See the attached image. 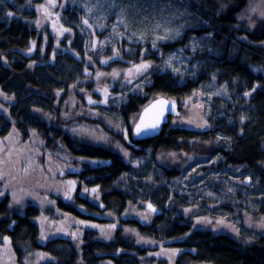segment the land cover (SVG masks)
I'll use <instances>...</instances> for the list:
<instances>
[{
  "label": "trees",
  "instance_id": "1",
  "mask_svg": "<svg viewBox=\"0 0 264 264\" xmlns=\"http://www.w3.org/2000/svg\"><path fill=\"white\" fill-rule=\"evenodd\" d=\"M250 3L0 0V147L9 136L37 135L33 179L46 183L57 168L55 179L71 191L56 193L55 183L39 194L41 206L29 185L14 204L0 182V253L13 264L35 256L47 259L40 264H264V19L251 26L241 18ZM88 60L106 72L152 65L144 78L115 84L105 106ZM82 86L94 105L77 92ZM162 96L181 114L196 100L201 128L174 126L172 117L159 136L138 140L132 122ZM103 115L122 122L130 139ZM80 125L108 141L94 143ZM168 150L217 160L169 166L159 160Z\"/></svg>",
  "mask_w": 264,
  "mask_h": 264
},
{
  "label": "rangeland",
  "instance_id": "2",
  "mask_svg": "<svg viewBox=\"0 0 264 264\" xmlns=\"http://www.w3.org/2000/svg\"><path fill=\"white\" fill-rule=\"evenodd\" d=\"M135 3L136 1L130 2V4H134V6H135ZM146 11L149 12V10H146ZM244 13L245 14H243L241 18L243 19L246 18L251 26L255 24L254 22L258 23L259 21L264 19V0H251V3L248 9ZM44 17L50 18L53 30L58 31V29L60 28V23L56 19V15L51 14V13L49 15V13L46 12L44 13ZM136 18L137 20L139 19L140 21H142L141 23H145V21L141 20L139 14L136 15ZM121 21L123 22V20ZM83 22H86V21L84 20ZM130 50H131L130 48L127 49V51H130ZM112 58L114 59V61L116 59L120 60L119 59L120 57L118 55H115ZM108 60L109 59H106V62H108ZM162 61L163 59H161V62ZM87 62H88L87 64L90 65L94 71V74H93L92 69H90V71L87 72V75L90 76V78L92 77L91 79L95 81L96 85L94 86V90L100 96V100L97 102V104H103L105 106H107V104H109V101L111 100V97H112L111 90L113 89L115 84L119 85L120 83H122L126 85V83H134V81L141 79V77L144 78L147 74H150V70H151V68L143 67L133 72L130 66L129 68L124 67V66L123 67L118 66L116 71L111 72V70H109L108 72L107 70L106 72V69L101 68L98 65H96V68H95L94 64H91L90 60H88ZM140 65H144V63L142 62ZM151 65L149 64V66ZM137 66H139V64H137ZM91 79L87 80L86 82L83 80V83L87 85L88 83H90ZM100 80H101V83L98 84ZM81 84L82 83H80V85ZM83 87L84 86L79 88L80 90L77 92L80 93L81 95L83 94V96L86 98V101H88L87 100L88 98L91 99L90 97H87V94H89L88 90H90V88H88L87 90L86 88H83ZM195 96H198V95L195 94ZM158 98H165L169 101H172L171 99H168L164 96L157 97L155 99H158ZM4 100H9L10 104L14 103V100L12 97L9 99H4ZM194 102L195 104H192L191 106H188V107L185 104H183L182 114L173 119L172 125L174 126L179 125L181 127H186L190 129L201 128L202 121L200 122V120H202V118L204 117V109L199 108L200 104H198L196 100ZM87 103L90 105H94L96 102H94L91 99V101H88ZM180 110H181V105H180ZM76 115H78V113H76ZM102 118H104L103 121L107 124V127L109 126L117 130L126 139L129 138L128 137L129 131L126 128H124L126 126H124L122 122L118 123L116 120H110L107 115H103ZM135 121L132 122L131 124L132 127L135 125L136 123ZM94 128H96V126L87 127L85 125H82V126L80 125V130L81 131L84 130L82 134H85V137L93 140L94 143H99V144L104 145L105 141H108L107 137L105 136L101 137V133L99 131H96V132H99L98 134L95 133V131H92ZM11 137L12 136H9L6 139H4V143L0 147V182L1 184H3L5 189L12 195V201L14 204L21 203L22 198L25 196L24 190L29 185L36 186V189L33 191L31 196L33 198L38 197L33 200H35V202H37L41 206H44L45 200L41 196H39V194L46 193V192H52L53 191L52 186L55 183H58V185H56V193H61L65 190L67 191L63 194L68 195L71 193V191H69V187H70L69 182H66L60 179L59 180L55 179L57 176V171H58L57 168H56V172L53 174L52 177L46 176L45 178L46 183L39 182L33 179L34 174L38 175L40 172V169H39L40 166L38 164V159L42 155L41 154L42 150L40 149V147H42V143L40 141V138L37 135L31 134L25 140H21V136L20 137L14 136L15 138H11ZM5 158H6V161H5ZM159 160L166 165H169V166L179 165L180 167L183 168V167H188V166H194L195 164L202 165L203 167L204 165H209L212 162H215L217 159L211 156H208L205 158L203 156L197 155L193 157V155H190V154L188 155V153H185L184 151L175 153L172 150H168V151H163L160 153ZM23 169H25V171H28V172L23 173ZM63 176H67L66 172H63ZM41 187H44L45 192L41 190ZM1 192L2 194H4V191H1ZM151 212H153V210H151ZM37 221L39 223L41 233L49 237L51 235V230L48 227V224L46 223V220L44 219V216L42 214L37 218ZM199 225L205 226L203 222L199 223ZM105 235L107 236L108 233L106 232ZM164 253L166 254V256L162 254L161 258L163 259L166 258V260L168 259L171 262V260L173 259V255L167 252H164ZM0 254L7 255L10 258V256L7 253L3 252ZM45 260L47 259L39 257V256L30 257L27 259L26 264H40L42 261H45ZM0 264H13V260L10 258L7 260V262L0 261Z\"/></svg>",
  "mask_w": 264,
  "mask_h": 264
},
{
  "label": "water",
  "instance_id": "3",
  "mask_svg": "<svg viewBox=\"0 0 264 264\" xmlns=\"http://www.w3.org/2000/svg\"><path fill=\"white\" fill-rule=\"evenodd\" d=\"M180 115L179 103L165 98L155 99L142 109L138 120L133 126L134 135L138 140L157 137L162 132L164 126L169 123L170 117ZM107 164L110 165L111 160H108ZM147 206L156 212V214L162 213V209L157 206L150 203Z\"/></svg>",
  "mask_w": 264,
  "mask_h": 264
},
{
  "label": "snow or ice",
  "instance_id": "4",
  "mask_svg": "<svg viewBox=\"0 0 264 264\" xmlns=\"http://www.w3.org/2000/svg\"><path fill=\"white\" fill-rule=\"evenodd\" d=\"M140 67H147V65H142V66H140ZM153 127H155V125H153ZM149 207H151V206H149ZM114 227V226H113Z\"/></svg>",
  "mask_w": 264,
  "mask_h": 264
},
{
  "label": "bare ground",
  "instance_id": "5",
  "mask_svg": "<svg viewBox=\"0 0 264 264\" xmlns=\"http://www.w3.org/2000/svg\"><path fill=\"white\" fill-rule=\"evenodd\" d=\"M171 118H172V117H170V119H169V123H170V121H171ZM169 123H168V124H169ZM168 124H167V125H168Z\"/></svg>",
  "mask_w": 264,
  "mask_h": 264
},
{
  "label": "clouds",
  "instance_id": "6",
  "mask_svg": "<svg viewBox=\"0 0 264 264\" xmlns=\"http://www.w3.org/2000/svg\"><path fill=\"white\" fill-rule=\"evenodd\" d=\"M176 117V116H175Z\"/></svg>",
  "mask_w": 264,
  "mask_h": 264
},
{
  "label": "flooded vegetation",
  "instance_id": "7",
  "mask_svg": "<svg viewBox=\"0 0 264 264\" xmlns=\"http://www.w3.org/2000/svg\"><path fill=\"white\" fill-rule=\"evenodd\" d=\"M173 122V121H172Z\"/></svg>",
  "mask_w": 264,
  "mask_h": 264
}]
</instances>
